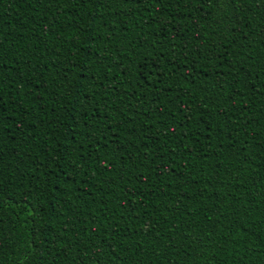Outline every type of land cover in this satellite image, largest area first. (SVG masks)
<instances>
[{"label": "trees", "instance_id": "obj_1", "mask_svg": "<svg viewBox=\"0 0 264 264\" xmlns=\"http://www.w3.org/2000/svg\"><path fill=\"white\" fill-rule=\"evenodd\" d=\"M0 264H264V0H0Z\"/></svg>", "mask_w": 264, "mask_h": 264}]
</instances>
